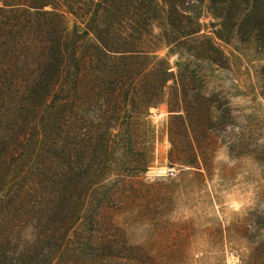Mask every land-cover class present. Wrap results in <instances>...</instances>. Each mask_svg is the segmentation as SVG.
Returning a JSON list of instances; mask_svg holds the SVG:
<instances>
[{
    "label": "trees",
    "instance_id": "obj_1",
    "mask_svg": "<svg viewBox=\"0 0 264 264\" xmlns=\"http://www.w3.org/2000/svg\"><path fill=\"white\" fill-rule=\"evenodd\" d=\"M241 44L264 52V0H0V264H168L124 226L151 111L170 167L261 159L213 74Z\"/></svg>",
    "mask_w": 264,
    "mask_h": 264
},
{
    "label": "rangeland",
    "instance_id": "obj_2",
    "mask_svg": "<svg viewBox=\"0 0 264 264\" xmlns=\"http://www.w3.org/2000/svg\"><path fill=\"white\" fill-rule=\"evenodd\" d=\"M222 48L228 57L226 61L228 67L223 70L215 69L214 77L218 84L223 86L226 99L230 100V106L244 130H253L252 137L247 139L248 150L259 149L255 152L261 159L252 158L254 152L251 151L242 156L228 154L236 159L250 157L261 169H264V143H262L264 142V77L260 70L264 67V52L256 51L248 44L238 45L240 49H236L234 45H222ZM151 112V118L159 129L156 159L149 170L136 180L134 206L124 214L126 221L124 226L128 228L131 245L146 247L152 250L153 254L161 252L158 254L161 257L166 253L172 254L173 259L171 258L168 264H194L189 252L190 243L197 232L203 231L212 245L223 246L229 252V259L232 258L231 253H235L240 256L242 264H258V262L264 264V239L260 238L264 234V182L260 179L255 180L256 205L246 209V214L234 216L231 223L222 225L220 218H213L212 227L201 228L192 220L172 223L166 219L174 206V194L178 189L189 194L204 192L208 203L216 199V188L211 183L214 165L211 161L209 173L202 171V175L191 170L168 166L165 159L168 141L162 131L168 112L164 105ZM234 129L237 133L236 126ZM228 131L230 130L227 129L223 133L226 135ZM221 147L226 150L224 144L218 148ZM219 168L218 177L222 183H227L235 176L239 165L237 169H228L223 164L219 165ZM160 170H164L167 175H157ZM188 202H193L191 195ZM145 221L151 225L141 229L147 235V239L143 243H133L134 234ZM245 246L251 251H243Z\"/></svg>",
    "mask_w": 264,
    "mask_h": 264
},
{
    "label": "clouds",
    "instance_id": "obj_3",
    "mask_svg": "<svg viewBox=\"0 0 264 264\" xmlns=\"http://www.w3.org/2000/svg\"><path fill=\"white\" fill-rule=\"evenodd\" d=\"M264 143V142H262ZM212 163L214 165L213 177L211 183L216 188V199L208 203L204 192H193L191 194L178 189L174 194V206L167 214L166 219L172 223H183L192 220L199 224L201 228L212 227L213 218H220L221 223H231L234 216L246 214V209L256 205L257 185L255 180L260 179L264 182V176L259 165L250 157H240L238 159L230 157L223 148H218L213 155ZM225 165L228 169H237L235 176L231 181L222 183L217 173L220 171L219 165ZM158 175V174H157ZM164 175H167L165 173ZM253 177L254 179H247ZM189 195L193 197V202L189 203ZM218 209H220L218 211ZM145 226H151L148 221L140 225L137 233L134 234L133 243H143L147 235L141 231ZM264 239V234L261 235ZM29 242L34 241V235L25 237ZM250 252L247 246L243 249ZM189 252L193 258L194 264H242L240 256L229 252L223 246L212 245L203 231L194 235Z\"/></svg>",
    "mask_w": 264,
    "mask_h": 264
},
{
    "label": "snow or ice",
    "instance_id": "obj_4",
    "mask_svg": "<svg viewBox=\"0 0 264 264\" xmlns=\"http://www.w3.org/2000/svg\"><path fill=\"white\" fill-rule=\"evenodd\" d=\"M156 174H158V175H164L165 174V172H164V170H160L158 173H156ZM150 175H151V173H150Z\"/></svg>",
    "mask_w": 264,
    "mask_h": 264
}]
</instances>
